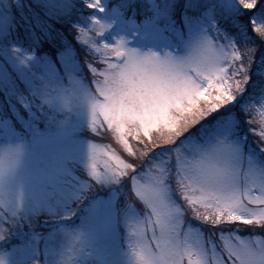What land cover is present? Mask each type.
Returning a JSON list of instances; mask_svg holds the SVG:
<instances>
[{"label": "snow or ice", "instance_id": "snow-or-ice-1", "mask_svg": "<svg viewBox=\"0 0 264 264\" xmlns=\"http://www.w3.org/2000/svg\"><path fill=\"white\" fill-rule=\"evenodd\" d=\"M209 10L206 28L186 32ZM145 12L143 25L169 28L166 45L139 42ZM66 33L106 68L81 61ZM0 60V121L24 118L18 105L28 117L83 101L90 129L106 125L135 156L89 144V175L130 178L145 206L132 223L134 264H264V236L236 234L264 233V0H0ZM85 63L91 83L79 78ZM23 157L22 145H0V201Z\"/></svg>", "mask_w": 264, "mask_h": 264}, {"label": "rangeland", "instance_id": "rangeland-1", "mask_svg": "<svg viewBox=\"0 0 264 264\" xmlns=\"http://www.w3.org/2000/svg\"><path fill=\"white\" fill-rule=\"evenodd\" d=\"M105 2L115 6L120 0ZM143 4L147 9L150 0H143ZM125 15L132 16V13ZM148 16L145 12L136 17L140 22L139 42L144 47L166 45L171 35L169 28L143 25ZM212 19L210 10L191 16L185 22L186 32L206 28ZM248 20L249 37L258 39L252 30L251 18ZM119 30L116 24L112 32ZM66 35L77 44L81 61L87 55L98 72L106 68L99 54L88 53L75 41L74 35ZM108 56L115 62L110 53ZM87 67L85 63L79 78L91 83L93 74ZM3 103L5 100L0 94V104ZM18 108L24 118L7 123L0 121V145L19 144L24 150L11 196L0 201V264H134L131 231L135 225L132 223L145 215V206L132 191L130 178L113 182L96 180L89 175V144L96 145L108 156L114 152L127 163H132L135 156H129L114 136L105 132L106 125L99 133L90 129L86 102L74 103L68 109L46 108L39 116L33 113L28 117L21 106ZM130 142L134 148L140 147L137 142ZM105 159L107 156L99 160L100 170ZM147 171L145 165L141 172ZM140 175L137 173L138 178ZM193 226L199 225L193 222ZM203 231L207 235L208 229ZM236 234L242 238L264 236L262 232L244 229ZM215 239L220 243L219 233Z\"/></svg>", "mask_w": 264, "mask_h": 264}, {"label": "trees", "instance_id": "trees-1", "mask_svg": "<svg viewBox=\"0 0 264 264\" xmlns=\"http://www.w3.org/2000/svg\"><path fill=\"white\" fill-rule=\"evenodd\" d=\"M23 47H27V45L24 44ZM44 49L46 50V49H47V46H44ZM77 51H79V50H77ZM38 53H44V51L42 50V51H40V52H38Z\"/></svg>", "mask_w": 264, "mask_h": 264}]
</instances>
